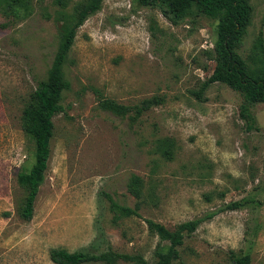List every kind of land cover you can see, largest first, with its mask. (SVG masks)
<instances>
[{
  "label": "rangeland",
  "instance_id": "1",
  "mask_svg": "<svg viewBox=\"0 0 264 264\" xmlns=\"http://www.w3.org/2000/svg\"><path fill=\"white\" fill-rule=\"evenodd\" d=\"M60 1L27 0L23 19L0 13V264H55L51 250L88 248L97 222L101 249L154 263L158 245L168 243L148 221L174 230L192 220L202 223L174 264H236L233 254L264 264V104L252 108L258 129L249 131L242 94L215 83L199 99L216 67L218 22L191 16L175 25L136 0H104L78 30L34 217H21L28 193L18 178L35 162L23 111L48 81L62 26L89 0ZM251 4L239 50L249 62L264 30V0ZM153 98L160 104L138 120L101 108L108 99L135 106ZM134 177L139 200L130 189ZM104 194L133 209L140 202L139 216L114 224ZM242 200L249 207L225 210Z\"/></svg>",
  "mask_w": 264,
  "mask_h": 264
},
{
  "label": "trees",
  "instance_id": "2",
  "mask_svg": "<svg viewBox=\"0 0 264 264\" xmlns=\"http://www.w3.org/2000/svg\"><path fill=\"white\" fill-rule=\"evenodd\" d=\"M60 1V0H59ZM104 0H89L77 9L71 18L72 22L65 23L60 31V43L52 66L48 73V81L38 85L31 102L23 111L22 126L25 133L31 138L35 146V162L28 172L19 175V183L26 189L27 197L21 208V217L31 221L34 217L35 203L44 183L45 173L49 167L51 157V141L54 136V119L64 112L62 100L69 89V82L65 77V67L72 47L75 43L78 30L85 22L97 14ZM140 7L159 9L167 20L177 25L191 16H204L217 21V39L214 44L213 56L216 67L203 85L202 90L196 92L201 99L206 89L215 83L228 86L235 92L242 94L243 103L240 107V117L249 131L258 129L252 108L257 104H264V30L260 32L252 52L254 57L246 61L239 53L244 47V38L251 24L253 15L252 0H136ZM59 3H62L61 1ZM27 0H0V13L6 18L23 19L21 9L27 8ZM157 98L147 99L140 105L126 106L114 100H104L101 108L120 117L133 114L138 120L144 112L154 105H159ZM170 159V153L164 154ZM141 179L134 177L131 191L139 200ZM106 195V194H104ZM108 197V195H106ZM111 211L115 213L113 223L120 220L139 216L141 203L136 207L121 206L110 197ZM250 202L242 200L228 205L225 210H240L249 207ZM202 220H192L170 230L161 224L148 221L154 235L162 243L156 250V262L149 263L139 254H123L112 248L101 249L104 240V229L97 222L98 236L88 247L77 252L67 249H52L50 259L55 264H174L180 258V249L186 236L197 231ZM231 259L236 264H250V256L233 254Z\"/></svg>",
  "mask_w": 264,
  "mask_h": 264
}]
</instances>
